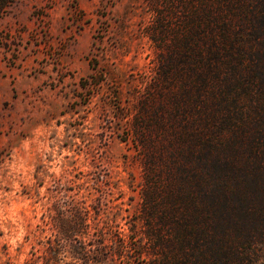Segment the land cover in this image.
<instances>
[{"label":"rangeland","instance_id":"1","mask_svg":"<svg viewBox=\"0 0 264 264\" xmlns=\"http://www.w3.org/2000/svg\"><path fill=\"white\" fill-rule=\"evenodd\" d=\"M259 2L234 0L236 20L258 14ZM201 7L0 0V264H86L73 256V240L57 243V230L87 241L95 227L125 236L141 228L143 163L128 128L156 78L151 37L169 44ZM131 236L132 264H143L139 235ZM243 250L264 264L263 244ZM105 258L95 264H129Z\"/></svg>","mask_w":264,"mask_h":264},{"label":"trees","instance_id":"2","mask_svg":"<svg viewBox=\"0 0 264 264\" xmlns=\"http://www.w3.org/2000/svg\"><path fill=\"white\" fill-rule=\"evenodd\" d=\"M233 2L202 0L185 34L169 44L151 37L156 78L128 128L143 163L141 228L125 236L95 227L87 241L57 230L59 245L74 241L75 258L132 264L135 233L143 264H254L237 250L264 245V0L241 22Z\"/></svg>","mask_w":264,"mask_h":264}]
</instances>
